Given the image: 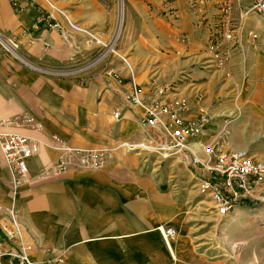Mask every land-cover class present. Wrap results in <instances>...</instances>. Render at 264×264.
<instances>
[{
	"label": "crops",
	"instance_id": "0c3cea01",
	"mask_svg": "<svg viewBox=\"0 0 264 264\" xmlns=\"http://www.w3.org/2000/svg\"><path fill=\"white\" fill-rule=\"evenodd\" d=\"M225 1L127 0L117 47L96 62L116 31L114 5L60 3L70 16L57 14L47 26L41 22V10H50L44 0L23 1L20 9L0 0V31L17 38L29 62L48 69L33 70L0 47V121H12L6 129L40 143L17 193L0 150L1 250L28 245L30 258L42 264H215L188 237L189 195L183 190L192 181L198 186L193 171L123 143L146 138L144 109L126 101L132 72L146 94L154 83L186 77L181 91L189 99L187 116L205 110L218 125L227 121L231 145L251 152V140L264 126V39L259 49L244 42L229 72L215 69L208 43L220 27ZM249 7V0H234V16ZM248 23L257 30L260 16ZM82 27L91 28L93 37ZM55 136L71 147L108 149L109 159L101 169L73 168L42 178L64 153ZM164 161L167 167H155ZM12 208L20 235L8 241L2 228H14ZM165 227L177 232L168 243ZM0 264L18 261L6 255Z\"/></svg>",
	"mask_w": 264,
	"mask_h": 264
},
{
	"label": "built area",
	"instance_id": "2783aa9c",
	"mask_svg": "<svg viewBox=\"0 0 264 264\" xmlns=\"http://www.w3.org/2000/svg\"><path fill=\"white\" fill-rule=\"evenodd\" d=\"M23 1L26 0H10L15 9H20ZM44 1L48 4V8L49 6L52 9L56 8L50 0ZM249 1L250 7L239 18L233 14L234 0H226L221 7L220 27L214 31L208 43L215 69L229 72L231 61L244 42L255 49L258 48L259 33L254 29H248L246 24L252 15L264 18V0ZM55 19L56 16L51 9L41 10V22L47 26H52V20ZM0 47L29 65L31 69L47 72L48 69L29 62L19 52L20 45L16 37L0 31ZM103 57L102 54L95 61ZM116 78L119 83H125L122 77ZM184 79L186 77L170 83H154L150 93L146 94L131 76L129 80L131 87L126 91V101L131 106L144 109L141 125L145 130L146 138L138 144L125 142L123 146L157 159L172 160L187 165L193 171L200 192L212 199L219 215L227 216L241 205L242 200L263 179L264 162L250 155L245 149H224L202 140L211 133L214 117L205 110L187 116L189 99L181 91ZM115 115L120 116L119 113ZM22 118L28 123H35L37 130L42 129V124L36 122L34 117ZM11 124L10 120L0 121V150L7 165L12 169L13 186L17 193L19 187L28 179V160L40 151V143L37 138L6 129ZM55 139L61 143V150L64 153L43 171L42 178L73 168L101 169L109 159L108 149L71 147L58 136H55ZM10 216L14 228H2L8 241L12 240L15 233L20 235L14 208L11 209ZM161 231L167 243L177 233L173 227H165ZM29 249L30 246L22 243L10 251L0 249V259L8 255L16 259L18 264H42L30 258Z\"/></svg>",
	"mask_w": 264,
	"mask_h": 264
},
{
	"label": "rangeland",
	"instance_id": "374dc122",
	"mask_svg": "<svg viewBox=\"0 0 264 264\" xmlns=\"http://www.w3.org/2000/svg\"><path fill=\"white\" fill-rule=\"evenodd\" d=\"M50 1L56 6L54 9L49 6L54 14L66 17L67 15L70 16V14L59 4L63 3L69 6L82 0ZM100 1L109 4V6L114 5L116 7V31L111 41L105 43L100 53L105 58L110 52L115 50L122 35L127 0ZM246 2L247 0H245ZM46 5L48 6V4ZM256 16L259 18V15ZM261 17L259 25L261 28L256 26L257 30L253 27L254 25L252 26L248 23L250 17L246 24L248 29H254L259 33L260 40L256 49L262 46V39H264V25H262L261 20L263 18ZM67 21L69 20L67 19ZM71 23L70 26L73 29L75 27L78 28L77 26L79 25L74 20L71 19ZM91 30V28L85 29L82 27V31L93 37ZM131 76L136 79V74L131 72ZM211 125L214 132L205 136L202 140L224 149H244L234 148L231 145L234 140L228 135L226 129L228 125L227 121L218 125L217 119L214 117ZM263 127H261L263 130L261 136L251 140V146L249 147L251 152L248 149L245 150L253 157L264 162ZM167 164V161L157 162L155 167H158V169L165 168ZM183 191L189 195L186 198L189 211V219L186 223L188 237L191 243L198 249L200 255H203L207 260L215 264H264V177L248 193V196L242 200L241 205L227 216L218 214L212 199L201 194L199 187L195 185L194 181H192L190 187L186 185Z\"/></svg>",
	"mask_w": 264,
	"mask_h": 264
}]
</instances>
